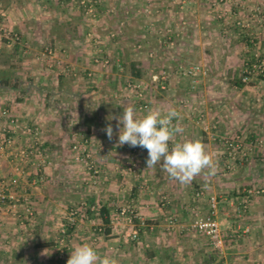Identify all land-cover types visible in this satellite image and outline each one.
I'll return each instance as SVG.
<instances>
[{"label": "rangeland", "instance_id": "1", "mask_svg": "<svg viewBox=\"0 0 264 264\" xmlns=\"http://www.w3.org/2000/svg\"><path fill=\"white\" fill-rule=\"evenodd\" d=\"M69 1L71 3L68 5L59 4L57 7L51 8V13L54 15L59 13L60 17L68 16L72 34L79 42H77L76 48H83L90 53V60H87L83 68L86 70L73 69L72 77L69 79L71 82L78 83L80 81L82 90L79 88H70L69 90L79 94L84 91L89 100L88 109L91 110L86 112L84 104L64 106L66 100L62 96L53 97L52 101L58 103L60 113H66L73 120L76 112L79 113L80 110H83V113L86 112L85 115L90 116L89 119L92 121L91 123L85 122L84 125L87 128L92 125L102 126L105 124L102 119H105V121L109 120L106 124H111L113 131L117 130L113 133H119L122 125L118 126V123L114 125L115 121L112 122V117L121 116L124 106H127L128 103L134 106L137 118H143L149 109H159L162 113L175 109L179 116L178 119L173 120V124H179L183 128L181 133H209L211 135L214 149L220 151L216 159L218 163L216 175L208 176L205 174L207 172L205 170V173L196 176L182 186V183L170 178L162 170L160 163L151 169V172L144 171L139 167L141 158L148 155L146 148H143L140 153L134 154L130 151L128 144L119 145L118 138L114 141L117 145L113 147L110 144L112 140L108 137L106 138L107 142L84 137L79 133H86L87 130L79 131L81 123L74 119L70 122L72 125L69 130L72 131L73 136L66 139L59 138L64 147L58 144L55 147L58 152L43 147V157H35L28 162L21 161L20 152L27 149L30 142L25 135L20 133L25 137V140L17 150L18 163L31 169L36 167L35 174L32 169L30 175H35L41 184L47 181L44 166L46 167L50 162L58 161L63 164L72 163L76 166H83V170H81L83 173L79 177H71V180L75 182V185L78 184L77 188H73L74 192L82 190L85 192L86 190L87 195L84 199H73L72 202L65 203L62 198L59 201L48 203L47 208L42 206L46 212L53 209V217H50L48 214L39 215L30 201L31 198L21 196L16 197L20 201L8 200L0 214L5 210V207L12 205V201H14L12 206L17 209H20L19 205L22 206L21 210L24 213L20 217V221L25 224L22 233H25L26 242H32V236H35L33 243H37V245L52 243L55 240L60 247L57 252V262L65 260L70 244L88 243L95 247L100 242L107 243V240H113L116 237L118 240L108 242L116 243V246H107L113 248H108L109 250L101 249L99 255H107L116 259L121 253L123 255L121 257L124 259L123 253L130 254L132 248L134 256L132 255L131 258L140 257V259H144V263L151 264L152 261L149 259L152 260L154 255L158 254L157 258H161L159 255L162 236L168 237L171 243L185 239L178 237L179 234L174 235L176 227L180 226L181 221L173 207L176 205V196L179 192L181 194V190L187 193L189 190L194 192L196 188L194 182L200 180L204 183L199 186L202 187L199 189V192H203L202 198L208 199V202L211 196H215L219 202L218 190L215 194L208 190L209 180H215L220 188L221 181L229 183L227 190L229 192L226 195L233 198L244 195L245 191L249 189L264 188L262 185L264 166L261 162L264 159L262 152L264 138L262 134H258L259 136L255 134L264 133V128H260L256 122V119L258 120L260 117L258 108L243 103L241 99L245 100L247 95L236 88L241 84L250 88V86L259 83L264 89L263 78L258 74L252 76L246 84L241 80L245 64L264 60V6H262L264 0H97V4H94L93 16L86 13L80 0ZM65 27L64 24L57 26V32H64ZM113 34L114 36H112ZM47 47L53 50L52 56H54L56 51L53 44H43L36 50L46 53ZM28 49L32 52L30 48ZM120 52L125 55L124 58L118 54ZM96 57L103 60L108 59L109 64L104 67L101 63H95ZM1 62L9 64L6 58H1ZM131 62L139 63V66L131 65ZM12 67H16L12 70L17 75V65ZM190 68H197L195 75L188 72ZM136 70H139L140 73L138 74ZM21 73V81L25 84L24 89L31 87L33 78L25 72ZM163 73L167 76L165 83L163 80H153L154 76L161 77ZM0 76H4L2 70H0ZM73 84L76 83L72 82ZM68 85L71 86V84ZM258 90L256 89V91ZM17 93L19 96L24 94L31 100L38 97L35 89L27 90V92L20 90ZM211 98L212 101H210ZM101 103H104L101 108L107 111L106 117L99 109ZM247 119L250 121L247 122ZM25 123L38 126L32 121ZM63 124L65 125V123L60 125L63 126ZM113 126L118 128L115 130ZM38 128L40 131L39 126ZM39 137L43 143L41 131ZM14 138L10 137L11 143L8 147L15 146ZM237 142L242 144L245 151H248L247 157L243 158L241 153L235 155V159L229 157V144ZM76 144L81 145L82 150L86 149L91 157L83 158L81 156L80 159H77V153L73 149ZM170 145L169 142L171 148L172 145ZM114 148L117 149V155H113L111 152ZM102 156L107 160L109 158L117 159L120 164L119 169L115 171L103 170L99 164V157ZM41 176L42 180H40ZM109 178H113L115 182L123 183V186L117 184L115 190L124 189L119 202L111 206L113 212L110 217V227L114 229V232L111 229L112 236L105 234L107 225L101 224V220L96 214L99 207L104 203L108 204V200L103 197L99 198L96 203L90 200V196L95 197L96 193H104L105 188H108L106 184L109 183ZM242 179H246L247 183L250 182L249 186L239 185L238 183H241ZM190 183H192L191 186H188ZM81 184L85 185L86 189L80 190ZM157 185L159 187L162 185V188L157 190ZM8 187L10 188V186ZM2 188L0 187V190ZM44 188L47 187L44 186L43 190ZM63 188L65 189V187ZM109 188H113V186H109ZM40 189L42 190V188ZM30 193L27 192V194ZM71 195L78 199L81 197L79 193L71 192ZM148 195L157 197L156 201L160 208L164 205L166 219L161 220L164 225H168L172 232H175L171 236H167V231L159 227L160 223L155 225L154 220L138 211V201L141 197ZM24 198L28 201L24 202L22 200ZM195 199V201L199 200ZM192 203L193 201H191ZM26 205L30 207L32 215H26ZM129 206H134L145 219L146 224L149 227L154 226V230L149 227H141L137 223H134V227L125 217L119 216L120 210ZM80 207L82 209L79 210ZM87 209L93 211L91 213L94 215H86L89 216L88 218L81 216ZM227 210H231L232 215H237L232 206H228ZM116 217L118 219H115ZM171 219L174 220L173 224L170 223ZM187 224L189 230L196 233L191 228L192 219H189ZM89 225L92 230L88 232L87 229H83ZM43 226H46L44 233L40 232V227ZM134 228L138 230V239L132 236ZM174 228L175 230H173ZM157 237L160 244L155 239ZM199 237L200 239L197 240ZM197 238L194 239L205 245H211L206 238L200 235H197ZM119 243H122L123 248L118 252L116 249ZM143 246L145 250H143ZM155 248L156 250H154ZM118 261L121 262V260ZM160 262L155 260L154 264Z\"/></svg>", "mask_w": 264, "mask_h": 264}, {"label": "crops", "instance_id": "2", "mask_svg": "<svg viewBox=\"0 0 264 264\" xmlns=\"http://www.w3.org/2000/svg\"><path fill=\"white\" fill-rule=\"evenodd\" d=\"M68 1L69 0H0L1 26L6 30L18 34L20 37L17 44L9 45L8 41L3 38L0 33V70H2L4 74H11L14 73L13 70L16 68L12 66L17 65V77L20 79L19 87L16 90L0 88V187L7 188V192L15 198L29 196L38 214L41 216L48 214L50 217H53V209L46 212L42 206L47 208L48 203L59 201L62 198V201L65 203H70L73 199L83 200L87 195L86 190L85 192L82 190L86 189L83 184L80 185V190L82 191L74 192L73 188H77L78 184L75 185V182L71 180V177H79L83 173V171H81L83 170V166H76L72 163L63 164L58 161L50 162L46 167L44 166L45 173L47 174V181L44 184L39 183L35 175H30L32 169L33 174H35L37 171L35 169L36 167H32L31 169L26 165L18 163L17 150L18 147L23 144L25 137L20 133H3L2 131L8 128L9 122L7 117H4L1 113L3 110H7L19 124L28 121L36 123L40 127L43 147L58 152L55 148L58 144L64 147L60 139L73 136V133H71L72 131H69L71 130L70 127L72 124L70 122L72 119L68 117L66 113H60L58 110L59 107L57 106L58 103L52 101L53 97L57 98L62 96L66 100L64 106L67 105L70 107V105L73 104H84L83 106H86V112L91 110L88 109L89 100L84 91H81L79 94L69 90L70 88H79L82 90L81 84L79 83L80 81H78V83L72 81L76 83L72 85L69 79L72 77L71 71L73 69L78 71L86 70L83 68L87 60H90V53L83 48H76L79 42L75 40L72 34L71 23H69L68 16L60 17L59 13H56V15L51 13V8H55L59 4L68 5L71 3ZM262 6H264L263 3ZM63 24L66 26L64 32H57V26H63ZM46 43L55 46L56 52L54 56H48L36 50ZM28 48H30L32 52H30ZM118 54L123 58L125 57L121 52ZM1 58H6L9 64L2 63ZM135 64L139 66V63L131 62V65L135 66ZM21 72H25L33 78L31 87L29 86L27 89H24L25 84L21 81ZM136 72L138 74L140 73L139 70H136ZM68 84H71V86ZM248 87L249 86L242 84L236 86L241 93L244 92L247 95L246 99H241V101L243 103L245 102L248 106L254 105L258 108V116L260 117L258 120L256 119V122L258 126L263 129L264 89L259 83L255 84V86H250V88ZM30 89L36 90L38 97L35 100H31L24 94L19 96L17 93L20 90H26L27 92V90L30 91ZM256 89L259 90L256 91ZM179 90L182 91L181 89ZM210 101H212V98ZM103 104L104 103H101L99 105V109L102 110L103 116L106 117L107 111L101 108ZM86 112L83 113V110H80L79 113L76 112L74 117L76 121L81 123L79 131L85 132V130H87L86 133L79 134L91 139H98L97 141L107 142L106 138L108 136L104 129L109 120L105 121V119H102L105 122V124L102 123V126L96 127L92 125L90 128H87L84 125L85 122L91 123L92 121L89 119L90 116L87 114L85 115ZM102 120H100V122H102ZM113 121H115L113 124L116 125L117 120L112 119V122ZM249 121L250 119H247V122ZM61 123H65V125L63 124L62 126L60 125ZM113 127L115 130L118 128L117 126ZM118 134L119 133H113L112 141H110L113 147L117 145L114 141L117 140ZM255 134L257 136H259L258 134H262L264 138V133ZM11 136L15 137L14 140L16 142H14L15 146L12 148L8 147V145H4L5 138L10 139ZM211 139L212 137L209 133H178L173 137V140L170 141V144L173 146L176 142L200 140L205 145L206 151L213 157L216 166H218L216 159L220 151L214 149ZM111 152L113 155H117V149L114 148ZM262 152L264 155V149ZM147 157L148 155L142 157L138 165L142 170L151 172L153 168H147ZM109 159L107 160L103 158V156L99 157L101 168L106 171L118 170L120 164L117 162V159ZM261 162H263L262 166H264V159ZM13 180H16L15 184ZM108 180L109 183L106 184L108 188H105V191H103L104 193H96L95 197L90 196V200L96 203L99 201V198H106L105 200H108V204L105 205L103 202V206L108 210L110 218L113 212L111 206L119 202V198L124 189L122 190L120 188L115 190L117 184L123 186V183L115 182L113 178H109ZM221 182L220 188L215 180H209L208 190L213 194L218 190L220 195L218 219L224 234L228 235L225 240V249L222 255L211 245H205L197 241L200 239V237L197 238V235L200 234L192 233L188 228L187 221L189 219L194 221L196 213L207 214L210 209V205L207 202L208 199L197 196L199 189L202 188L199 186L204 184L202 181L199 180L194 182V184H196L194 192L187 190V193L181 190V194H179L180 192L177 194L176 205L173 209L180 217L181 224L176 227V233L172 232L168 225L163 224V220L166 219L165 208H163L164 205H162L161 208L159 207L156 201L157 197L149 195L141 197L138 201L140 205L137 203L140 213L154 220L155 225L160 223L159 227L167 231V236H171V234L175 233L174 235L179 234L178 237L185 238L183 239L184 241L179 239V242L175 241L171 243L168 237L164 238L162 236L159 255L161 258H157L158 254L154 255L152 260L149 259V261H152L151 264H154L155 260L161 261L159 264H264V195L252 197L249 202L248 210L241 217H238L237 215H232L230 212L231 210L228 211L227 208L228 206H232L233 203L243 199V195H238L234 198L230 195H226L229 192L227 191L229 183ZM249 183L250 182L247 183L246 179H242L241 183L238 184L248 185ZM191 184L192 183L188 186H191ZM262 185L264 186V182ZM8 186H10V188ZM44 186L47 188L43 190ZM109 186H113V188H109ZM182 186H184V184H182ZM63 187H65V189ZM40 188H42V190ZM158 188H162V185L161 187L158 186L156 189L158 190ZM27 192L31 193L27 194ZM71 192L73 194L79 193L81 196L80 199H78V197H73ZM195 192L197 193L195 194ZM195 198L199 200L195 201ZM191 201H193L192 204ZM12 202L14 203V201ZM12 202L11 204L13 205ZM12 205L5 207V210L0 214V264H67L71 251L78 246V244H70L65 260L57 262V252L60 249L59 245L56 244L55 240L53 241L54 243L37 245V243H33L35 241V236H32V242L27 243L25 233H22V230L25 229V224L20 221V217H22L24 213L21 210L23 207L19 205L18 207L20 209H17ZM80 209L82 208L80 207L79 210ZM91 212L93 211L87 209L81 216L94 215V213ZM96 214L99 216L101 224H104L99 212H96ZM54 216L56 217L57 214ZM88 217L89 216H86V218ZM111 228L114 232L113 227ZM45 229L46 226L40 227V232L44 233L46 231ZM83 229H87L89 232L92 230V227L89 225L83 227ZM99 229L101 230V228ZM152 230H154V226ZM173 230H175V228ZM110 234L107 235L110 236ZM29 235L32 234L29 233ZM200 236L208 240L207 237L203 235ZM194 238H197V240ZM155 239L158 244H160V241H158L159 238L157 237ZM116 240H118V238L115 237L113 240L107 241ZM108 242H100L93 248L96 249L99 254V251L103 249L109 250L108 248L110 247L107 246H116V243L111 244ZM117 246L116 251L119 252L123 248V245L119 243ZM142 248L145 250L144 246ZM154 250H156V248ZM132 253H134V251L131 248V255L129 253H123L124 259H122L121 256L123 255L120 253L116 259L121 260L119 264H148L144 263V259H140V257L131 258L133 255ZM127 255L130 256L126 257Z\"/></svg>", "mask_w": 264, "mask_h": 264}, {"label": "clouds", "instance_id": "3", "mask_svg": "<svg viewBox=\"0 0 264 264\" xmlns=\"http://www.w3.org/2000/svg\"><path fill=\"white\" fill-rule=\"evenodd\" d=\"M179 114L175 109L162 113L159 109H149L143 118H137L136 110L131 104L124 106L123 114L116 119L119 129L118 144H128L131 147H142L148 151L147 168H154L158 163L162 170L174 180L184 184L196 176L205 173L216 175V164L213 157L206 151L200 140L176 142L171 148L169 142L173 137L183 132L179 124H173ZM109 139H112L113 128L108 124L104 129ZM67 264H119L110 256H101L88 243L76 246L67 260Z\"/></svg>", "mask_w": 264, "mask_h": 264}, {"label": "built area", "instance_id": "4", "mask_svg": "<svg viewBox=\"0 0 264 264\" xmlns=\"http://www.w3.org/2000/svg\"><path fill=\"white\" fill-rule=\"evenodd\" d=\"M97 2H98L97 0H80V4L86 9V13L92 16L94 15V4H97ZM0 33L3 36V38H5L8 41L9 45H14L20 40V37L17 34L9 30H6L3 26H1V23H0ZM112 36H114V34ZM45 54L48 56H52L53 50L47 47ZM94 61L97 64L101 63L104 67L109 64L108 59L103 60L100 59L99 57H96ZM195 70H197V68H190L188 72L190 74L195 75L196 74ZM255 74L260 75L264 81V60H256L253 63L245 64L241 79L242 82L246 84L250 80V78ZM153 80L154 81L163 80V83H165V81L167 80V76L164 75L163 73L161 77L157 75L154 76ZM1 114L4 117H7L9 122L8 128H5L2 131L3 133H8V132L21 133L25 135L30 142V146H28L27 149L22 150L20 152L21 161L28 162V160L31 161L35 157H40V158L43 157V152H44L43 143L41 142L39 137L40 131L38 126L27 123L19 124L18 121L13 116H11L7 110H3ZM10 143H11L10 139L5 138L4 145H9ZM73 149L77 153V159H80L81 156L83 158L91 157V155L86 152V149L82 150V146L79 144L74 145ZM142 150H143L142 147L130 146V151L133 152L134 154L140 153ZM229 150H230L228 153L229 157L233 159H235V155H237L238 153H241V156H243V158L247 157L248 155V151H245L242 144L240 145L238 142L235 144L230 143ZM31 164L33 165L34 163ZM40 180H42V176ZM13 183L15 184L16 180H13ZM7 190H8L7 188H2L0 190V212L2 211L4 204L8 200L11 199V200L20 201V199H16L14 196L9 195L7 193ZM257 194H264V188L246 190L243 195V199L232 204V207L234 208V212L237 214L238 217H241L242 214H244L248 210L250 199ZM202 195L203 192L197 193V196H202ZM22 200L24 202L28 201V199L26 198ZM208 202L210 205L209 212L205 215H200L199 213H196L191 228L194 232L207 237L213 248L217 250L219 254L222 255L225 249V240L228 237V235L224 234L223 230L221 229L220 221L218 219V208H219L218 199L215 196H211ZM25 210L27 216L32 215V211L28 205L25 206ZM119 216L125 217L128 220V222L132 224V226H134V223H137L141 227L144 228L149 227L146 224L145 219L142 217V215H140V213L137 211V209H135L134 206L122 208L119 212ZM118 217H116L115 219H118ZM170 223L173 224L174 220L171 219ZM149 228L152 230L153 226H150ZM132 236L135 239L139 238L138 230H136L135 228L132 232Z\"/></svg>", "mask_w": 264, "mask_h": 264}, {"label": "trees", "instance_id": "5", "mask_svg": "<svg viewBox=\"0 0 264 264\" xmlns=\"http://www.w3.org/2000/svg\"><path fill=\"white\" fill-rule=\"evenodd\" d=\"M20 79L17 77L16 73L11 74H4V76H0V88H10L16 90L19 87ZM98 212L102 218V221L107 225L106 228V234L111 233V227H110V218H109V212L104 207L101 206L98 209Z\"/></svg>", "mask_w": 264, "mask_h": 264}]
</instances>
